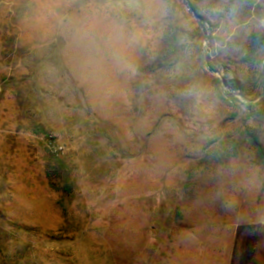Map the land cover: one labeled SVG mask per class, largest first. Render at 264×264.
<instances>
[{
  "label": "rangeland",
  "instance_id": "rangeland-1",
  "mask_svg": "<svg viewBox=\"0 0 264 264\" xmlns=\"http://www.w3.org/2000/svg\"><path fill=\"white\" fill-rule=\"evenodd\" d=\"M187 1L0 0V264H264V0Z\"/></svg>",
  "mask_w": 264,
  "mask_h": 264
},
{
  "label": "trees",
  "instance_id": "trees-1",
  "mask_svg": "<svg viewBox=\"0 0 264 264\" xmlns=\"http://www.w3.org/2000/svg\"><path fill=\"white\" fill-rule=\"evenodd\" d=\"M262 54H264V33H259L252 37L251 44L248 48V57H249L248 60L249 61L251 60L252 62L255 63L256 61L259 60L260 56H263ZM259 75L261 76V73ZM228 85L233 90L240 91V94L242 95V97L247 98V99L250 98L249 97L250 92H254L252 90H249L246 85L238 82L237 80L235 81L228 80ZM235 100H237V98H235ZM245 139L247 140V143L250 146V148H252L255 151L257 162L261 165H264V148L262 144L259 142L257 135L253 132H246ZM228 145H231V147H229ZM240 146H241L240 141L238 142L235 139H232L231 141L221 143V147H222L221 150L223 154H226L227 158L235 157L239 153ZM47 163H48V172H49L48 177L50 178L51 187L58 191L62 190L63 192H70V191H67L68 187L62 186L63 187L62 188V187H59L60 185L55 183L56 181H54L52 178V170L54 168L57 169V167L55 166V164H52L50 160H48Z\"/></svg>",
  "mask_w": 264,
  "mask_h": 264
},
{
  "label": "water",
  "instance_id": "water-1",
  "mask_svg": "<svg viewBox=\"0 0 264 264\" xmlns=\"http://www.w3.org/2000/svg\"><path fill=\"white\" fill-rule=\"evenodd\" d=\"M187 9L189 10V12L196 18L198 19V16L196 15V12L194 10V8L192 7V5L186 0V3H185ZM200 23V22H199ZM223 84L224 86L226 87V82L223 80Z\"/></svg>",
  "mask_w": 264,
  "mask_h": 264
}]
</instances>
